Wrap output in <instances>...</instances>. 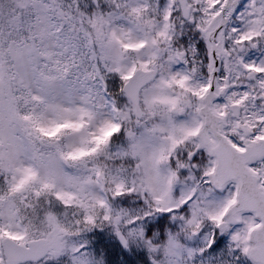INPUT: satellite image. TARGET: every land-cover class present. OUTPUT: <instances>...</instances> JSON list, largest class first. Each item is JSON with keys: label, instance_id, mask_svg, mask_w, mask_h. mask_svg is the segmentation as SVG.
Segmentation results:
<instances>
[{"label": "snow or ice", "instance_id": "obj_1", "mask_svg": "<svg viewBox=\"0 0 264 264\" xmlns=\"http://www.w3.org/2000/svg\"><path fill=\"white\" fill-rule=\"evenodd\" d=\"M0 264H264V0H0Z\"/></svg>", "mask_w": 264, "mask_h": 264}]
</instances>
